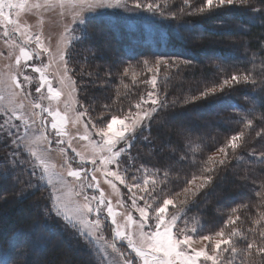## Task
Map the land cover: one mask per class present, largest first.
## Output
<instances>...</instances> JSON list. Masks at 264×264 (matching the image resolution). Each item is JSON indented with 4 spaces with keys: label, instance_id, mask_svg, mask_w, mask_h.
Wrapping results in <instances>:
<instances>
[{
    "label": "snow or ice",
    "instance_id": "obj_1",
    "mask_svg": "<svg viewBox=\"0 0 264 264\" xmlns=\"http://www.w3.org/2000/svg\"><path fill=\"white\" fill-rule=\"evenodd\" d=\"M238 4L251 5V0H201L199 6L193 0H182L178 9L169 0H0V39L3 41L0 58L8 61L5 71L0 72V142L7 149L0 176L6 178V169L11 168L17 173V179L26 174V183L34 190L50 188L45 215L63 217L88 243H93L97 233L110 221L114 236L109 247L118 252L119 264H224L226 255L231 257L228 264H235V257L241 252L247 264H264V211L257 210V218L252 220L253 227L248 230L253 236L258 233L259 240H250L244 249H238L236 245L238 240L247 237L233 226L241 219L239 208L231 209L234 215L228 216L220 230L199 236V240L207 242L204 247L195 248L192 243L202 225H194L189 231L185 221V227H180L199 197L215 187L221 175L239 160L237 152L248 144L247 137L256 127L255 109L244 118V130L231 135L225 145L209 155L200 164L198 174L190 179L177 176L173 181L171 166L163 173L160 169L153 171L146 164L138 166L140 157L134 155L132 149L138 140L149 145L152 143L154 122L176 103L175 100L169 101L167 95L158 90L161 69L168 78L173 69L179 73L191 68L192 61L181 59L180 55L144 59L143 67L150 74L144 83L150 84L152 90L127 108L121 103L118 114H113L117 111L113 103L100 105L99 116L92 115L96 111V102L86 93L92 86H105L111 71H106L102 78L99 72H86L81 65L78 73L80 82L77 83L72 75L75 69L70 67L74 44L85 43L92 38L87 31L85 12L107 7L131 14L149 13L169 23L176 21V33L179 35L181 28L191 30L194 27L185 23V18L214 14ZM261 7L264 8V4ZM21 12L34 14L36 26L22 25ZM53 12H57L63 24L61 39L55 48L51 45L52 38L43 33L44 16ZM74 24L77 26L73 27ZM77 29L81 30L80 36L63 40L64 36ZM45 57L47 63L43 60ZM140 63L137 61V65ZM54 64L58 69L56 83L69 89L64 112L59 107L43 103L44 100L59 103L64 96L60 88L54 86L47 71ZM129 70L125 67L121 76L127 77ZM29 72L38 74V80ZM138 76L140 73L132 71L134 83ZM258 84L264 91V78L257 81L248 69L234 71L231 75L225 74L218 86L205 88L199 98L217 95L241 85L255 88ZM81 90L85 95L79 94ZM26 101H31L30 105ZM69 110L72 117L68 114ZM69 123L73 127L82 126L84 134L72 136L67 129ZM260 123L264 124V114L260 116ZM77 139L92 146L91 154L86 155L73 147V141ZM254 139L264 140V127L255 132ZM52 145L59 147L64 154V161L59 167L65 171H56L57 165L51 162ZM69 150L73 155H68ZM250 155L264 162V152L257 154L253 151ZM101 177L117 193L116 182L123 185L127 189V198L124 193H119L114 205L101 187ZM181 184L180 191H174ZM89 190H93L92 194ZM256 195L264 200L260 192ZM127 200L131 201V210H127ZM242 207L248 210L251 205ZM132 210L138 216L134 217ZM226 228L231 230L225 231ZM124 243L134 256L120 250V245ZM209 246L211 252L206 250ZM254 253L259 259L253 258Z\"/></svg>",
    "mask_w": 264,
    "mask_h": 264
},
{
    "label": "trees",
    "instance_id": "obj_2",
    "mask_svg": "<svg viewBox=\"0 0 264 264\" xmlns=\"http://www.w3.org/2000/svg\"><path fill=\"white\" fill-rule=\"evenodd\" d=\"M197 1L193 0V3L196 4ZM169 3L174 4L178 9L182 0H169ZM262 4H264V0H251V5L238 4L229 9H221L220 12L214 14L185 18V23L197 27L200 34H191L190 30L181 28L180 34L177 35L176 21L169 23L161 18L157 21L156 29L148 28L139 19L130 28L117 11L103 12L87 18V31L92 38L85 43L74 44L70 65L75 69V73L72 75L77 83L80 82L78 73L81 65L86 72L94 74L99 72L102 78L106 71H111V76L107 77L105 86H92L86 93L96 102L94 105L96 111L92 115L99 116L100 105L111 102L117 110L113 114H118L121 103L127 108L130 103L139 99L149 90V84L144 83L149 75L143 67L144 59L154 60L159 55H180L181 59L192 61L191 68L179 73L175 69L171 70L168 75V78H171L170 81H167L165 76L159 77L158 90L162 95H167L169 101L175 100L176 103L162 114V118L158 117L157 122H154L151 133L152 143L149 145L138 140L133 146V150L137 148L134 155H139L140 159L137 162L140 165L146 164L155 170L160 169L161 173L169 171L168 166H171L170 176L173 181L177 176L190 179L192 175L198 174L200 164L209 155L216 153L220 146L225 145L231 135L244 130V118L255 109L253 115L256 117V127L247 137L248 144L237 152L239 160L234 162L231 168L216 181L215 187L201 195L196 204L187 212V215L193 216L190 220L194 225H202L201 230L197 233L198 236H201L211 234L224 227V221L228 216L234 215L231 213V209L239 208L238 214L241 219L233 226L247 239L238 240L236 245L238 249L246 248L247 243L252 239L259 240L258 233L253 236L248 230L253 227L252 220L257 218V210L264 211V200L256 195L257 192L264 195V162H260L250 155L253 151L257 154L264 152V140L254 139L255 132L264 127V124L260 123V116L264 114V107L261 106L264 105V91L260 90L259 84L255 88L251 85H241L226 89L217 95H209L206 98L199 97L200 92L205 88L218 86L225 74L231 75L234 71L248 69L253 72L257 81L264 78V71H262L264 69V8L261 7ZM226 14L238 22V26L235 27L239 30L238 33L235 31L224 33L218 29L220 26H231V24H227ZM246 16H251V18L246 19ZM97 26H104L111 32L113 30L117 35L114 42L112 43L114 38L107 39L104 48L98 46V41L101 38ZM220 34H222L221 37L228 35L226 37L234 40L225 42L218 47H212L211 44L210 46L209 37H214V35L219 37ZM80 35L81 33L78 34V36ZM115 50L121 52L118 51L115 54ZM207 53L218 55V58L211 59L202 55ZM226 54L233 56L232 59L227 61L224 58ZM137 61L141 63L137 65ZM124 67L130 69L127 77L121 76ZM132 71L140 73L135 83L132 81ZM161 71H164L163 68ZM84 79L90 78L85 77ZM124 85H128V87L125 88ZM79 94L85 95L82 90ZM193 97H198V99L194 100ZM216 104L220 106L217 110L206 113V119L210 120V123L214 122V129L206 128L204 124L197 122L196 126L200 127L199 132H190L187 125H179L178 127L174 126L172 133H165V126L168 125L170 117L176 113H190ZM245 131L247 134V130ZM2 152L0 149V153ZM2 163L3 155H0V164ZM0 169L4 168L0 165ZM6 170H11V168ZM11 177L9 175L6 178L0 176V228L6 230L9 225L8 219H3L1 216V209L4 208L8 209L13 221L19 220L18 222L23 224V217L17 215L14 208H8L7 201L10 199L14 201L16 198L23 201L24 197L34 195V202L38 206L37 209H34V211L36 210L35 221L46 230L58 232V241L66 244L73 253H82L81 261L72 259L70 264H85L86 262L94 264V253L89 248L88 241L79 235L76 229L67 225L66 221H59L54 215H45L44 207L47 203L42 193L36 192L37 189L28 192V194H25L23 189L17 190L18 181H22L23 178L19 176L18 179H12ZM11 180L13 183L10 182ZM4 181L11 183L12 186L9 190L2 189ZM181 187L183 184L176 187L174 191H180ZM237 193H240V196H237ZM223 195L234 196L231 200L222 203ZM215 204H217L216 208H214ZM249 204L251 208L248 210L242 207ZM230 230L231 228L225 229V231ZM29 247H26V250L30 249ZM34 247L36 248L35 245ZM6 256L10 258L11 262L24 263V260L25 262L28 260L27 253L23 259L17 256L20 260L12 252H6ZM61 256V251L54 250L44 264H57ZM253 258L259 259L255 257V253ZM228 259L231 257L226 255L224 264H228ZM242 261L247 264L243 252L235 257V264H241Z\"/></svg>",
    "mask_w": 264,
    "mask_h": 264
},
{
    "label": "rangeland",
    "instance_id": "obj_3",
    "mask_svg": "<svg viewBox=\"0 0 264 264\" xmlns=\"http://www.w3.org/2000/svg\"><path fill=\"white\" fill-rule=\"evenodd\" d=\"M201 0H198L196 4H200ZM59 10H57L58 12ZM108 11H117L120 17L123 16L124 21L127 22L129 25V27L131 28L133 23L139 19L141 23H143L145 26H147L148 28L151 29H156L157 27V21L160 20V18L158 16H153L152 14L149 13H140V14H131V13H126L124 12L122 9L119 8H97L95 9L94 12H85V17L86 19L88 17H93L95 15H98L100 13L103 12H108ZM57 12H53V13H49L46 14L44 16V27H43V33L46 37H51V45L53 48H55L57 46V42L58 40L61 39V33L63 32V24L61 23L60 19L58 18ZM220 12V11H218ZM228 17V21L227 24H231V26H224V27H218V29H221L224 33H230V32H239V30H237L235 27L238 26V22H236V20H233V17L230 16L229 14H226ZM251 18V16H246V19ZM20 21L22 25H31V26H36L37 24V18L34 14L31 13H25V12H21L20 14ZM77 25L74 24L73 27H76ZM97 30L100 31V40L98 41V46L104 48V44H105V40L107 39H112V43L115 40V37H117V35L114 33V31H108V29H106V27L104 26H97ZM94 30V29H92ZM0 32H2V29H0ZM191 34H200V30H198L197 27H193L190 30ZM81 33L80 29H77L76 32H70L67 36L63 37L64 41H68L70 40L72 37L74 36H78V34ZM236 33V34H237ZM82 34V33H81ZM222 34L219 35V37H217L216 35H214V37H209L208 41H209V45H213L212 47L216 46L218 47L219 45L223 44V43H227L232 42L234 39L226 37L228 35H224L221 37ZM220 38V39H218ZM122 39V36H121ZM236 39V38H235ZM210 45V46H211ZM63 46V44H61V47ZM0 49H3V41L2 39H0ZM121 52L120 50H115V54L116 53ZM203 56L206 55V57L208 58H218V55L215 54H211V53H207V54H202ZM233 56L231 55H224V58L228 61V59H232ZM44 62L47 63V58H43ZM40 61H37V63H39ZM8 61L0 58V72H4L5 71V64H7ZM104 63V62H102ZM125 68V67H124ZM124 68L122 70H124ZM145 69V68H144ZM48 74L49 77L53 80L54 82V86L60 88V90L64 93V96L61 98V100L59 101V103L55 100L51 101L49 103L48 100H44L43 103L45 106H51L53 108L59 107V110L61 112L65 111L64 108V102L65 100L69 99L68 96V92L69 89L66 87H62L61 85H59L58 83H56L57 80V66L54 64L52 67H50L48 70ZM146 71V69H145ZM30 75H33L34 77H37L38 80V74L36 73H31L29 72ZM169 75V74H168ZM148 78L150 76L147 75ZM161 76H165V72L161 71L159 76H158V81H159V77ZM167 81H170L171 78H167ZM167 83V82H165ZM152 90V86L149 84V90L143 95V96H147V93L149 91ZM32 91L34 92V87L32 88ZM45 93H46V89H45ZM26 103H28L30 105L31 101H26ZM219 104H216L212 107L209 108H205V109H197L194 110L193 112L190 113H176L175 115H173L172 117H170V121L168 122V125L165 126V133H172L174 131V126L178 127L179 125H187L188 129L190 130V132H199L200 131V127L196 126V123H202L204 124V127L209 128V129H214V122L210 123L208 119H206V113H208L209 111H215L219 108ZM69 116L72 117L73 114L71 113V111L69 110L68 112ZM202 115V117H201ZM94 116V115H93ZM50 120V118H49ZM212 122V121H211ZM114 127H116V125H114ZM49 129H50V123H49ZM67 129L69 131V133L72 136H80L84 134V129L82 126L77 125L76 127H73V125L71 123H69L67 125ZM187 129V128H186ZM0 146H2V148H0L3 152L0 153V155L4 156V153L7 151V149H5V146L2 142H0ZM73 147H76L77 150L81 151L82 153L88 155L91 154V152L93 151L92 146L88 144L87 141H83V140H74L73 141ZM135 148L134 150L132 149V153L134 154V152H136ZM51 162L55 163L57 165L56 171H65L64 169H61L59 166L63 163L64 161V154L61 152L60 148L57 147L56 145H52V151H51ZM68 155H73V153H71V151H68ZM2 158V157H1ZM2 166V168H4L3 163L0 164ZM137 165L139 166L140 164L137 162ZM75 166V165H74ZM89 167H91V165H89ZM150 168V167H149ZM153 171H155L154 168H151ZM8 172L9 177H11L12 179L16 178L17 173L12 172L11 170H6ZM12 173V174H9ZM97 175L99 176V172L97 173ZM14 176V177H13ZM23 180L22 181H18L19 186L17 187V190L19 189H23V192L26 194H28V192L34 190L32 185H29L28 183H26L27 180V176L26 174H21L20 175ZM5 179V178H4ZM16 180V179H15ZM11 183H13V180L10 181ZM21 182H25V183H21ZM71 178H69V183H71ZM4 183L2 185V189H10V187L12 186L11 183L9 184L7 181L2 182ZM101 183V187L105 192L106 197H109L112 199L113 204L115 205L116 200L119 198V193H124L125 194V199L127 198V189H125L123 187V185H120L119 182L117 183V188L119 189V193L115 192L112 188H110L106 183H104L103 178L101 177L100 180ZM33 184H35V181H33ZM51 191V189H45V188H39L37 189L36 192L38 193H42L44 195V198L46 199V203H49L48 201V195L49 192ZM93 190H89L90 194H92ZM98 195V193H96ZM238 194V193H237ZM240 194V193H239ZM237 196H240V195ZM38 195V194H37ZM1 196V194H0ZM234 195H223L222 196V203H225L229 200H231L233 198ZM25 200L23 201H19L14 200L12 201L10 199V201H7L6 203L8 204L7 207H12L14 208L15 212L17 213V215L23 217V224L18 222L19 220H12V217H10V214L8 212V209L4 208L1 209V216H3V219H8L9 221V225H7L8 227L6 228V230L0 228V264H44L48 258V256L50 255V253L54 250H59L62 252V256L60 257V259L58 260L57 264H70V262L72 261V259L77 260V261H81V257H82V253H73L72 250H69L66 246V244L58 241L59 239V233L56 231H49L43 228V226L38 223L37 221H35L36 218V210L34 211V209H37L36 204L34 202L35 200V196L31 195L28 197H24ZM10 202V203H8ZM140 203H143L142 201H140ZM127 204H128V209L127 210H131V201L127 200ZM35 205V206H34ZM217 207V204L214 205V208ZM126 209H118V211H122V212H126ZM170 211L171 206H170ZM133 211V216L136 217L138 216V214H136ZM8 212V213H7ZM193 216H189L186 215L184 217V220H182L180 227H185V221L187 222V228L189 231H191L192 227L194 226V224L191 222L190 218H192ZM59 221L65 222L63 217L58 218ZM6 221V220H5ZM121 222H122V218H121ZM68 225V224H67ZM220 230V229H218ZM216 230V231H218ZM214 231V232H216ZM213 232V233H214ZM79 233V232H78ZM208 235V234H206ZM4 238H3V237ZM113 232H112V226L110 221L107 222V224L105 225V227L103 229H101L98 233H97V237L94 239L93 243H88L89 248L92 250V252L94 253V264H119L120 261V257L118 255V252L113 251L109 245L113 242ZM19 241V242H18ZM17 243V244H15ZM193 247L195 248H200V247H204L206 245L207 242L201 241L199 240V236L196 235L193 238ZM29 245L31 246L29 247ZM34 245L36 246V248L34 247ZM45 245V246H44ZM26 247H29L30 249L26 250ZM34 247V248H33ZM43 247V250H42ZM58 248V249H56ZM19 250V251H18ZM120 250L126 251L127 253L131 254L132 256H134L135 254L131 252V249H127L126 243H124L123 245H120ZM207 251L211 252V247L209 246L208 248H206ZM6 252H12L16 257H20L21 259H23V257L26 256L27 253V257L28 260L24 263L20 262V261H15V262H11L10 258H7L6 256ZM17 257V258H18ZM19 259V258H18ZM49 259V258H48ZM20 260V259H19ZM23 261V260H22ZM85 263V262H84ZM85 264H88L87 262ZM210 264V262H209Z\"/></svg>",
    "mask_w": 264,
    "mask_h": 264
}]
</instances>
